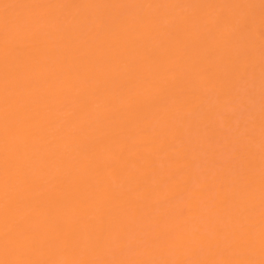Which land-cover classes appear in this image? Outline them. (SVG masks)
Instances as JSON below:
<instances>
[{"label":"bare ground","instance_id":"1","mask_svg":"<svg viewBox=\"0 0 264 264\" xmlns=\"http://www.w3.org/2000/svg\"><path fill=\"white\" fill-rule=\"evenodd\" d=\"M0 264H264V0H0Z\"/></svg>","mask_w":264,"mask_h":264}]
</instances>
